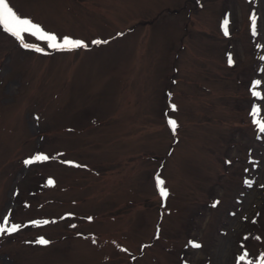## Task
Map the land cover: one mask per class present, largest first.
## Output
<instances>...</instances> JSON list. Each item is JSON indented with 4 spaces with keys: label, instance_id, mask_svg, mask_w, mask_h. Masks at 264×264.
I'll list each match as a JSON object with an SVG mask.
<instances>
[{
    "label": "rangeland",
    "instance_id": "1",
    "mask_svg": "<svg viewBox=\"0 0 264 264\" xmlns=\"http://www.w3.org/2000/svg\"><path fill=\"white\" fill-rule=\"evenodd\" d=\"M8 2L88 47L0 24V264H261L264 0Z\"/></svg>",
    "mask_w": 264,
    "mask_h": 264
},
{
    "label": "snow or ice",
    "instance_id": "2",
    "mask_svg": "<svg viewBox=\"0 0 264 264\" xmlns=\"http://www.w3.org/2000/svg\"><path fill=\"white\" fill-rule=\"evenodd\" d=\"M0 24H2L6 31L11 33L13 36H15L18 40H23L24 33H29L33 36L38 37L41 40H44L47 42L48 47L55 49V50H75L79 48H86L88 45L83 41L79 39H73L70 37H63L58 38L56 34L46 32L39 24L34 23L31 19L23 18L20 15L17 14L13 10L12 7L9 6L8 0H0ZM253 30L255 31V18H253ZM227 34V31H226ZM92 43L94 44H102L107 43V41H101V40H94ZM24 47L26 48H35L36 51L43 52L44 49L40 48L38 46H33L30 44H24ZM229 63H232L231 58H229ZM256 85L260 84V81L255 82ZM255 96L260 97L259 92L253 93ZM172 109L175 110L176 105H171ZM259 108L253 109V115H256L259 112ZM169 126L172 128L173 132H175L176 128L178 127L177 122L175 120L170 119L168 121ZM260 131L264 132V122H261L259 120L256 121ZM50 157L38 154L33 159H29L25 161V164H32L34 161H41V160H48ZM67 163H71L68 161ZM79 166V165H76ZM51 183V181H49ZM157 186L159 189L160 196L164 199H166L169 195V192L167 188L165 187V181L159 177H157ZM44 223H48L45 221ZM21 226L13 224L11 227L5 229V227L0 226V234H3L5 231L11 233L16 232ZM37 243L42 245H47L50 242L44 238H40ZM193 247H200L199 244H196L195 242H190ZM246 255V254H245ZM241 260L245 259V256L240 257ZM261 264H264V260L261 261Z\"/></svg>",
    "mask_w": 264,
    "mask_h": 264
}]
</instances>
